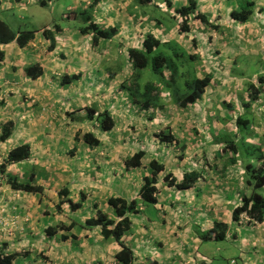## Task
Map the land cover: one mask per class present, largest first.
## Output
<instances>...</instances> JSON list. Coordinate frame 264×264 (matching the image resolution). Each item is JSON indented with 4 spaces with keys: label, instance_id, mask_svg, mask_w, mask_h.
I'll use <instances>...</instances> for the list:
<instances>
[{
    "label": "crops",
    "instance_id": "1",
    "mask_svg": "<svg viewBox=\"0 0 264 264\" xmlns=\"http://www.w3.org/2000/svg\"><path fill=\"white\" fill-rule=\"evenodd\" d=\"M37 1L24 0L22 8L16 4L4 5L3 10L27 12L28 7L40 5ZM52 1L47 0L45 6L49 7ZM77 1L78 6L68 8L71 18L63 19L77 20L79 11L86 10L90 4V0ZM177 1L174 9L186 2ZM262 1L256 3L257 18L254 15V19L247 24L232 20L234 28L239 26L245 32L240 33L238 42L247 50L235 47L231 39H224L230 38V35L218 39L213 36L216 30L206 35L202 31L213 29L196 23L198 21L192 22L198 26V29L192 27L194 35L199 33L194 36L197 39L193 35L190 37L196 43L203 42L206 53H210L203 60V56L198 54L202 47L199 46L195 53L189 46H184L173 38V30L165 22L159 26V19L149 12L141 17L133 14L132 11L139 5L137 0L136 3L134 0H109L97 7V23L104 29L118 28V35L113 40L101 41L97 47L91 43L92 36L83 35L78 27L63 28L59 24H55V28L51 25L44 28L54 32L56 47L53 51L49 49L50 42L43 38L42 31L38 32L33 43L24 48L15 43L0 45V136L6 123H14L12 136L6 142L0 141V167L6 163L12 149L29 144L30 158L21 164L9 166L4 176L11 174L21 181L34 177L35 183L45 188L44 196L18 192L11 189L6 178L1 177L0 248L6 245L10 254L24 255L23 252H29L15 264H115L114 256L119 246L105 242L100 229L77 227L71 233L78 239L71 238L67 242L60 240L61 235L54 239L48 238L45 229L59 222L72 225L70 214L81 213L79 219L84 222L95 212L92 211L94 203L112 216V210L105 208L104 204L109 197L127 200L138 198L146 171L127 170L124 162L140 151L141 146L149 154L147 163L151 159L163 163L166 173H171L178 182L185 174L192 172L199 174L200 178L190 190L159 185L155 208L160 223L150 220L145 207L131 217L134 227L131 234L125 237V242L134 251L135 264H210L204 257L208 249L201 236L211 230L215 222L229 227L225 242H230L231 249L241 246L242 258L229 261V264H264V222L257 224L248 217H241L236 223L232 221L233 209L241 205L244 196L251 195L252 189L246 183L245 164H235L233 153L238 147H233L231 143L232 136L237 132L236 121L244 116L253 119L250 136L253 142L264 141V85L259 100L250 107L245 106L249 103L246 84L232 92L229 100L221 91L229 88L234 80L231 75L238 72H233L232 68L248 62L249 56H256V51H264ZM198 2L200 8L210 2L206 5L210 6L209 9H206L211 10V2L216 6L219 1ZM237 2H228L231 3L230 7L234 4L230 13L237 7ZM147 6L161 8L157 0ZM126 9L129 14L124 17L130 26L123 24V15L120 19L115 17L116 11ZM105 17L114 19L107 20L106 27L101 23ZM131 17H135L137 22L139 18H144L141 19V25H136ZM210 22L220 25L211 19ZM154 28L157 29L156 33ZM121 31L126 32L125 37H122ZM148 33H153L164 43L174 40L190 56L195 55L196 59L200 57V60L195 62V59L192 63L193 72L207 70L216 76L221 72L230 75L227 79L232 81L225 80L227 85L215 88L220 78L216 81L213 77L202 99L186 108L177 107L174 100L171 99L172 104L168 98L160 103L159 98L155 104L163 107L152 106L143 110L127 98L122 88L124 82L134 80L132 65L123 52L130 47H139ZM58 44L62 45L59 49ZM237 55L247 59L239 64L235 59ZM123 59L127 61V67L123 66ZM204 60H208V66L212 62L209 69H206ZM35 63L43 64L44 75L31 80L27 78L25 69ZM217 65L220 68L214 67ZM258 73L264 77V67ZM65 75L78 78L63 85L61 79ZM141 82L145 85L147 79L143 77ZM159 86L163 88L162 83ZM93 110L108 111L115 120V128L110 132H102L97 121L88 117L94 115ZM134 113L137 115L135 120L127 121ZM87 133L95 134L101 145H87L83 141ZM163 133H171L178 138L180 145L163 142ZM124 134L127 137L123 138ZM222 134L230 141L216 142ZM180 155L183 158L180 159ZM65 189L69 190L70 198L75 202L79 201L81 193L87 195V203L81 211L73 212L67 204L63 206L64 213H57L55 206L60 202L58 193ZM41 255L48 257L49 261Z\"/></svg>",
    "mask_w": 264,
    "mask_h": 264
},
{
    "label": "trees",
    "instance_id": "2",
    "mask_svg": "<svg viewBox=\"0 0 264 264\" xmlns=\"http://www.w3.org/2000/svg\"><path fill=\"white\" fill-rule=\"evenodd\" d=\"M105 1L109 0H90V4L84 11H79V15L82 16L84 26L79 27L80 32L83 35H91V43L93 47H97L101 41H111L118 35V28L109 27L102 28L95 20V13L97 7L102 5ZM155 0H137L140 6H147L153 3ZM169 8H173L174 4L172 0H164ZM186 4L175 8L177 16L170 17L173 22H167L164 20H157L159 26L161 24L167 25L169 29H172L177 25L178 17L182 19V23L179 26V31L183 34L192 35L193 31L190 28L192 22L199 21L204 27L211 28L213 30H219L220 27L213 25L210 22L208 15L203 13L200 8L198 0H185ZM41 6H45L47 0L37 1ZM256 2L254 0H238L237 7L230 13V19L240 24H247L251 21L256 13ZM165 22V23H163ZM179 25V24H178ZM57 30V29H56ZM55 30V31H56ZM50 29H45L41 32L43 38L50 42L49 49L53 51L56 47V40ZM40 35V34H39ZM38 36L36 31H14L9 24L0 21V45H9L15 43L18 47L24 48L33 43ZM177 45L178 50L169 49L173 52L165 54L163 46ZM172 48V47H171ZM124 55L127 61L132 65V71L134 80L126 81L122 84L123 90L132 100L133 104L139 105L142 109H150L154 107H163L157 105L158 98H155L153 92H158L161 96V89L159 85L153 82L147 81L142 84L143 71L150 68L154 74L159 75L163 80L168 78L170 82L171 91L174 92V103L177 107L186 108L191 104H195L198 100L202 99L207 88L211 85L213 80L212 74H207L202 79L190 78L191 75L187 73L193 72L191 64L196 59V56H190L185 49H183L177 42L169 41L163 42L157 38L153 33H148L142 44L139 47H130L124 50ZM25 73L28 79L36 80L44 75V66L42 63H35L29 65L25 69ZM185 76H190L186 78ZM131 77V78H132ZM165 77V78H164ZM77 76L65 75L61 79L63 85H68L76 80ZM190 79L181 80L178 84L177 79ZM260 87H257L255 83H249L247 85L246 92L248 93L249 103L245 106L250 107L256 103L261 94L262 86L264 85V77L261 76L258 80ZM186 84L188 90L183 92L182 86ZM153 103V104H152ZM94 115L88 116L90 120H96L102 132H110L115 128V120L113 116L108 112H99L93 110ZM95 121V122H96ZM251 125V121L248 117H239L236 121L237 135H239V141H242L241 127L248 130ZM14 123L12 121L6 123L3 126L2 134L0 136L1 142H6L13 134ZM163 142L169 144L180 145V141L171 133L162 134ZM83 141L90 147H98L101 145V141L93 133H87L83 136ZM233 147L237 144L232 143ZM249 146V144H247ZM262 143L255 142L254 147L261 146ZM253 146V145H252ZM185 149V147H181ZM239 149V148H238ZM238 149L235 148L234 157L238 153ZM31 156V147L29 144H21L12 149L6 159V163L0 167V180L1 177L6 178L7 184L11 189L29 194H38L44 196L45 188L42 185L35 183L34 177L27 181H21L18 177L6 174L8 167L12 165L21 164L27 161ZM149 154L144 150H140L125 160V167L127 170L143 169L146 172L143 174L141 180V186L138 191V198L127 200L122 197H109L106 201L105 208L112 210V216L105 210L99 207V204L94 203L92 211L95 212L82 222L79 218L73 219L72 225H68L64 222H59L57 225H49L45 229V235L54 239L58 235H61V241L67 242L72 238L78 239V237L71 232L80 227L85 230H92L94 228L100 229V234L106 242H112L119 246V251L114 256L115 264H135V254L133 249L125 242V237L132 232V220L133 215H137L142 207L146 205H152L154 208L158 203L159 185L163 184L167 188H175L177 190H190L199 180V174L187 173L183 179L178 182L171 173H166V166L156 159H151L148 163ZM179 158H183L182 155ZM256 159L259 160V166L255 170L252 164L245 165L247 179L246 183L249 188L252 189V193L249 196H244L241 201V205L233 209L232 221L238 222L242 215H246L252 222L262 224L264 222V196L258 194L256 191L264 187V147L259 151ZM147 164V165H145ZM252 179V180H251ZM60 202L55 206L58 214L64 213L63 206L69 205V209L73 212L81 211L84 205L87 203V195L85 193L80 194L78 202L72 201L70 198L69 190L65 189L58 193ZM146 209V207H145ZM156 209V208H155ZM229 227L224 223L215 222L211 230L207 231L201 236L203 242H225L228 238ZM75 240V241H76ZM20 257H24L22 253H8L7 246L0 248V264H15ZM42 258L49 261L48 257ZM102 264V263H98ZM152 264H158L154 262Z\"/></svg>",
    "mask_w": 264,
    "mask_h": 264
},
{
    "label": "rangeland",
    "instance_id": "3",
    "mask_svg": "<svg viewBox=\"0 0 264 264\" xmlns=\"http://www.w3.org/2000/svg\"><path fill=\"white\" fill-rule=\"evenodd\" d=\"M157 1H159V7H161L159 9H155L152 6L141 7V6L137 5L136 9H134L132 11V13L137 15L138 17H141L146 13L148 14V12H149L154 17H156L160 20L166 19L167 22H170V20L173 22L172 18H170V17L177 16L175 13L176 10L174 9V7L169 8L164 0H157ZM180 1H182V0H180ZM218 1L219 2L216 6L211 2V4H212L211 10L206 9V8L209 9L210 6H206V5L210 4V2L204 3V5H203L204 8H201V11L202 12L204 11L203 13L210 16V19L213 22H219L220 25L217 24V26L220 27V29L218 31L217 30L216 31L215 30H209L206 32H204L205 31L204 30V31H202V33H205L207 35V34L212 33L213 31H215L213 36L217 37L218 39L221 37L223 38L225 36L230 35V38L226 37L224 39H226V40L231 39L233 41V45L235 47H243L244 48V46L242 44H240L238 41L240 38V33L241 32L245 33V32L243 31L242 28H239V26H237L238 28H234L235 24L233 23V21L229 17V15H230L229 10L232 8V6L234 4H232V6L230 7L231 3H228L230 0H218ZM254 1L256 3H259L260 0H254ZM23 2H24V0H19V1L18 0H2V4L0 3L2 5V6H0V12H1L0 13V21H3L5 23L9 24L11 29H13L14 31H21L22 30V31L41 32L44 30V28H47L49 25H51L52 28H55V27H53L55 24H59L63 28H68L69 26H71L73 29L76 27L79 28V27L84 26V22H82V16L81 15H78V19L75 21H73L72 19H71L72 21L63 19V17L68 18V19L71 18V13L68 14L67 11H68V8L73 7L74 5H75V7L78 6L79 3L77 0H53L49 7L48 6H41V5H34V6H30V8L28 7L27 12H25V10H21V12H14L13 13V11L3 10L4 5H8V4H16L18 8H22ZM134 2L136 3V0H134ZM172 2H173V4L176 5V3L179 1L172 0ZM184 2H183V4H184ZM260 3H264V0ZM121 4H123V2H121ZM127 9H126V11H124V10L118 11V12L116 11L115 17L118 16L120 19V16L123 15V21L125 22L123 24L129 25V22H127V20L125 21L126 18L124 17L125 14H129V12L127 13ZM73 13H76V11H73ZM1 14L3 15V17H1ZM63 14H66V15L68 14V15L65 16ZM96 14H97V11H96L94 17L96 16ZM257 16L258 15H255L256 18H257ZM131 18H134V22L137 23L136 25H141L142 24L141 19L144 17H142L141 19L139 18L138 19L139 22H137V20H135V17H131ZM252 19H254V17ZM107 20L111 21L114 19H112L111 17H108V18L105 17V20H103L101 22L105 27H106ZM181 23H182V19H180L178 17L177 25L172 28L173 31H172L171 35H173V38L179 40V42L182 43L184 46H187V47L189 46L193 52L195 50H197L199 46H201L202 48L200 49V52L198 54H201L203 56L201 58L203 60V58L207 57V55H209L210 53L209 52L206 53V50H205L206 48H204L205 45H203V42L198 41L196 43L195 40H193L192 37H190V34L189 35L183 34L179 31V29H180L179 26ZM196 23H200V22L198 21ZM121 24H122V22H121ZM192 27L194 29H198V26H195L194 23L190 25L191 29H192ZM52 30H55V29H52ZM123 30H125V29H123ZM156 30L157 29L154 28L153 31H155V33H156L157 32ZM121 34H122V37L126 36L125 31H121ZM194 34L195 33L192 34L193 37L197 35V34L196 35H194ZM195 39H197V38H195ZM226 43H229V42H226ZM61 46H62L61 44H58V49ZM171 47H169V46H163L162 47L165 54L169 55L168 51L173 52L169 49H173V50L179 49L177 45H173ZM123 48H125V45ZM204 50H205V53H203ZM245 50H247V49H245ZM197 52L198 51H195V53H197ZM195 53H192V54H195ZM198 54H196V55H198ZM255 55L256 56H249L248 62L243 63V65H241L240 67L232 68L233 72L238 71L237 73H234L233 75H231V78L234 79L233 81H232V79L231 80L227 79L230 76L228 74H221V72L218 73L217 76L212 74L213 77L216 78V81H217V78H220L215 83V84H217L215 88H217V87L220 88L224 84L227 85L226 83H224L225 80L232 81L228 86L229 88H227L226 90H224V89L221 90L224 92L223 95H224V97L227 98L226 100H229V97L233 95L232 92L234 93V91H237L239 89V87L244 86L245 84L248 85L249 83H255L257 85V87H260L258 80L260 79V76H262V74H259L258 72L261 68L264 67V59L262 58V56H264L263 49L259 50V52L256 51ZM235 59L238 60L239 64H241L240 61L243 60V62H244L247 58L237 55V56H235ZM198 60H200V57H198V59H196L195 62ZM204 61H205V63L204 62L203 63L206 65V69H209L211 67L212 62H209V66H210L209 67L206 63L208 60H204ZM123 66L127 67V61L125 59H123ZM214 67L220 68L219 65L214 66ZM191 68H192V66H191ZM204 71H206V73ZM183 72H185L186 75L192 74L191 77L185 76L186 78L190 77L191 79L194 77L202 79V77H204L205 74L206 75L211 74L210 72H207V70H199V71H194L191 73H187L186 70H183ZM143 73H144L143 77L146 78L147 81L153 82L156 85H159L161 83L163 85V89L161 88V86H159L161 89V96L158 95V92H153L154 97L158 98V99L160 98V103H162L161 101L164 102L167 98L169 99L170 102H172L171 98H174L175 95H174V92L171 91L169 79L166 78L163 80L159 75L154 74V72L150 68L143 71ZM181 80L186 81V80H190V79H180L179 78L176 80V83L179 84L181 82ZM182 88H183V92L188 90V87H186V84H184L182 86ZM246 89H247V86H246ZM241 94H242V92H240V95ZM210 96H211V94H210ZM244 97L247 98L246 95ZM127 98L130 99L129 96ZM172 104H173V102H172ZM135 116H137L135 113L131 114L127 121L135 120L134 119ZM245 117L249 118V120L251 121V125L248 128V130L245 129L244 127L240 128V129H242V130H240L242 133V141L240 142L237 139L240 135V134L237 135L238 131L236 132V134H234L232 136V142L231 143L237 144V146L239 148V152L234 157L235 158V164H237V166L240 164H245V165L252 164L254 169L256 170L259 166L258 165L259 160L256 159V157L258 156L259 151L264 146V141L263 140L261 141V143H262L261 146L254 147V142L252 140V137H250L252 134L251 130L253 129V128H251V126L253 127V119L250 116H245ZM92 125H94V124H92ZM255 125H257V123H255ZM177 128L178 127H176V130H177ZM199 132L201 133V130H199ZM125 137H127V136L124 134L123 138H125ZM142 138H144V137H142ZM229 141L230 140L228 139V137L225 136L224 134H222L221 139L217 140L216 142H229ZM247 144H249V146ZM142 149H143V146H141V150ZM156 156H158V155H156ZM172 160H173V158H171V161ZM256 192L258 194L264 196V187L261 189H258ZM145 207L147 209V213L150 215V217H149L150 220L152 222H155V223H160V217H159L157 210L152 205H146ZM79 216L81 218V213H80V215L79 214H70V217L72 219H77V218H79ZM54 224H56V223H54ZM133 227L134 226H132V229H133ZM206 248L208 249V252H206V255L204 257L206 260L210 261V264H229L230 263L229 261L239 260L243 256L241 246L237 245L234 249H231L233 247L230 245V242H227V243L226 242H208ZM227 249H231V251H227ZM23 254L28 255L29 252L28 251H27V253L23 252Z\"/></svg>",
    "mask_w": 264,
    "mask_h": 264
},
{
    "label": "clouds",
    "instance_id": "4",
    "mask_svg": "<svg viewBox=\"0 0 264 264\" xmlns=\"http://www.w3.org/2000/svg\"><path fill=\"white\" fill-rule=\"evenodd\" d=\"M163 89V88H162ZM163 97V96H162ZM173 100V98H171ZM153 108V107H152ZM161 108V107H159ZM144 110V109H143ZM241 217H247L246 215H242ZM250 220V219H249Z\"/></svg>",
    "mask_w": 264,
    "mask_h": 264
}]
</instances>
